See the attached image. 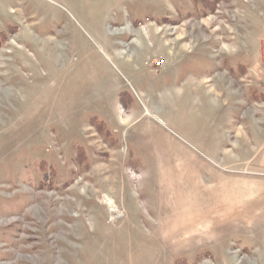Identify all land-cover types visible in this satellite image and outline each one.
<instances>
[{
    "label": "rangeland",
    "instance_id": "1",
    "mask_svg": "<svg viewBox=\"0 0 264 264\" xmlns=\"http://www.w3.org/2000/svg\"><path fill=\"white\" fill-rule=\"evenodd\" d=\"M207 2L0 0V264H264L244 107L204 81L264 85V0Z\"/></svg>",
    "mask_w": 264,
    "mask_h": 264
},
{
    "label": "crops",
    "instance_id": "2",
    "mask_svg": "<svg viewBox=\"0 0 264 264\" xmlns=\"http://www.w3.org/2000/svg\"><path fill=\"white\" fill-rule=\"evenodd\" d=\"M248 71L241 72L238 79H234L233 73L230 71L227 72L226 76L228 80H218L219 83L224 84L222 89H227L223 94L219 90L222 85L213 87V82L216 84L215 79L210 81L211 78H205L204 81H209L205 85L210 86L209 89L213 88L216 99L225 98L227 95L229 97L228 105H231L232 97H235L233 94L237 93L239 95L238 100L235 102L240 101L244 107L243 113L245 117L242 121L246 124V128L244 126L240 130L235 129L236 135L234 140L231 141H239L238 137L240 135L241 138L246 140V145L242 144L240 153L241 163L248 169L244 171L249 175V177L246 175V184L255 186L256 184H264V85L262 83V75L252 70ZM235 84L243 86L244 90L240 91V93L233 92L237 88ZM234 105H237V103L233 102ZM230 123L231 119L229 120Z\"/></svg>",
    "mask_w": 264,
    "mask_h": 264
},
{
    "label": "trees",
    "instance_id": "3",
    "mask_svg": "<svg viewBox=\"0 0 264 264\" xmlns=\"http://www.w3.org/2000/svg\"><path fill=\"white\" fill-rule=\"evenodd\" d=\"M190 1L192 2V4L196 3L197 1H200L201 2V5L200 6L202 7V9L199 8L201 10H198L197 11V13H199V14L205 13L206 10L209 11V8H211V6L214 4V2L213 3L212 2H207V3H209V5L208 6H204L203 5V0H190ZM208 1H211V0H208ZM2 35L3 34H0V46L2 45V41H3Z\"/></svg>",
    "mask_w": 264,
    "mask_h": 264
},
{
    "label": "bare ground",
    "instance_id": "4",
    "mask_svg": "<svg viewBox=\"0 0 264 264\" xmlns=\"http://www.w3.org/2000/svg\"><path fill=\"white\" fill-rule=\"evenodd\" d=\"M106 201L109 204L111 211L116 212V207L114 206L112 199L110 197H106Z\"/></svg>",
    "mask_w": 264,
    "mask_h": 264
},
{
    "label": "built area",
    "instance_id": "5",
    "mask_svg": "<svg viewBox=\"0 0 264 264\" xmlns=\"http://www.w3.org/2000/svg\"><path fill=\"white\" fill-rule=\"evenodd\" d=\"M162 65V61L157 63V66L160 67Z\"/></svg>",
    "mask_w": 264,
    "mask_h": 264
}]
</instances>
